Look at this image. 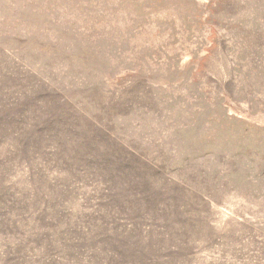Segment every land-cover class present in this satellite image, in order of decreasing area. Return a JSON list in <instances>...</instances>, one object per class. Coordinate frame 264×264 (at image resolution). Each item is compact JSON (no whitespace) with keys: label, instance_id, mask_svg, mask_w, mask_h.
<instances>
[{"label":"rangeland","instance_id":"obj_1","mask_svg":"<svg viewBox=\"0 0 264 264\" xmlns=\"http://www.w3.org/2000/svg\"><path fill=\"white\" fill-rule=\"evenodd\" d=\"M0 264H264V0H0Z\"/></svg>","mask_w":264,"mask_h":264}]
</instances>
